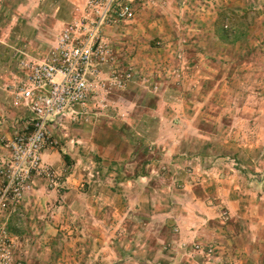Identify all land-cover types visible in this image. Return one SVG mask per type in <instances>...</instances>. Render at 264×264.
Returning a JSON list of instances; mask_svg holds the SVG:
<instances>
[{"label":"crops","instance_id":"0c3cea01","mask_svg":"<svg viewBox=\"0 0 264 264\" xmlns=\"http://www.w3.org/2000/svg\"><path fill=\"white\" fill-rule=\"evenodd\" d=\"M28 1L17 8V14L35 11L39 0L33 4ZM86 1L52 0L49 14L36 13L47 17L50 29L41 24L37 27L36 18H32L30 24L37 30L35 38L45 40L30 48L38 49L45 56L42 60L47 59L59 38L56 35L51 41L50 36L59 29L63 31L77 18L79 13H74V7L79 6L81 12ZM168 1L171 7L157 11L154 19L147 18V12L135 20V14L134 21L128 25L132 35L125 33L128 36L125 42L118 41L125 36L120 37L119 28L123 25L103 29V36L114 46L122 45L120 49L126 45L127 49L150 52L151 49H146L149 41L171 38L170 26L179 19L182 8L176 4L178 0ZM133 32L141 34L144 45L130 46L131 39L135 38ZM0 44L6 45V38H0ZM9 51L19 52L17 49ZM11 60L14 65L8 76L3 75L2 86L13 79L23 81L27 76V71L16 60ZM102 69L106 72L109 66ZM138 78L135 76L132 82L138 84ZM7 92L11 94L7 100H15L13 92ZM167 92L143 106L134 96L119 95L113 99L104 96V101L100 98L94 106L97 104L100 109L102 103L107 102L112 109L93 112L91 105L85 121L84 118L68 121L64 130L49 125L51 138L58 144L49 145L42 158L57 173L65 171V174L53 188H44L42 181L35 179L21 205L7 218L12 221L16 215L18 229L26 225L32 228L31 240L37 245L33 264H118L122 260L120 250H127L124 258L132 259L129 255L136 252L135 247L141 248L140 253L148 254L134 257L137 261L170 264L177 256L175 259L168 252L184 245L187 249L180 260L185 263L189 262L188 248L211 237L225 240V249L214 246L220 250L218 258L220 255L224 258V254L225 260L226 257H245L247 247L241 248L240 255V249L231 247L229 241L248 239V230L255 231L256 235L263 232L264 206L259 203L249 209L250 198L246 196L249 192L237 186L234 175L222 169L230 164L228 156H212L211 168L206 169L204 164L208 157L187 153L193 150L192 139L177 133L173 135L177 130L163 125L170 116L181 120L179 108L184 105V99L169 96ZM167 108L173 114L168 116ZM29 119L27 108L25 113L0 117V163L9 155L2 139H10ZM259 200L263 197L259 196ZM254 208L256 211L252 213ZM43 213L48 215L46 220L40 219ZM151 251L160 254L152 256ZM196 258V261L202 259Z\"/></svg>","mask_w":264,"mask_h":264},{"label":"rangeland","instance_id":"374dc122","mask_svg":"<svg viewBox=\"0 0 264 264\" xmlns=\"http://www.w3.org/2000/svg\"><path fill=\"white\" fill-rule=\"evenodd\" d=\"M27 1L0 0V38H6V45L0 44V49H2L0 50V81L11 72L14 65L11 59L16 60L24 68V63H37L45 57L37 51L38 49L30 48L45 40L35 38L34 33L37 30L30 23L33 21L32 18H36L37 27L41 24L43 28L45 26L46 29H50L51 25L47 17L44 15L41 17L36 13L49 14L53 2L52 0H29L28 4L38 1L35 11L26 13L29 16L21 12L17 14V8ZM131 1L136 14L135 20L142 18V14L147 12L149 13L147 18L154 19L158 12L166 11L171 7L168 0ZM176 4H179L182 10L179 11V19L176 22L173 21V26H170L171 38L150 40L146 45V49H151L150 52L144 53L143 50H137L138 48L127 49L126 45L120 49L122 45L114 46L104 37L115 55L116 69L123 72L130 68L133 76L124 88H107L106 93L100 94L111 99L119 95L134 96L137 101H140L141 106L151 99L153 101L166 90L169 96L184 99L183 107L179 108L182 119L170 116L163 122V125L177 130L173 135L177 133L181 137L192 139L191 148L193 150L187 153L194 156L205 155V159L208 157L209 159H206L204 164L206 169H209L211 165L212 156L224 154L228 156L231 160L229 166L221 167L234 175L237 186L249 192L246 194L250 198L247 203L249 209L259 206V203L264 206V0H178ZM228 7L234 8L237 13L246 11L254 13L253 21L247 31V39L232 46L212 40V23L217 13ZM78 9L79 6H76L73 11L80 15ZM130 23L123 24L119 28L120 37L123 34L125 36L118 41L125 42L128 36L131 37L132 34L129 32L131 29L128 27ZM61 32L62 30L59 29L55 35L50 36L49 40L54 41L55 36L59 37ZM134 35L135 38L131 39L133 43L130 46L144 45V38L141 34L135 32ZM20 47L23 49L20 50ZM3 49H6L5 53ZM11 49H17L19 52L12 53L13 51H9ZM112 67V65L109 66V69L103 73L104 78L112 73ZM135 76L139 77L138 84L132 82ZM21 81L13 79L12 82L7 81L6 86L0 84V113L3 112L0 117H12L15 113L18 115L21 112L25 113L24 104L19 101L14 104L15 100H7L11 97L7 91L13 92L15 99L16 87ZM110 105L104 102L102 108L99 109L96 104L91 109L93 112H101L104 109H112ZM167 109H169V116L173 111L170 108ZM2 140V144H5L6 140ZM55 173L61 179L65 171L57 173L55 170ZM39 179L44 188H52L44 178L36 180ZM31 186H34V182ZM259 196H262L263 200H259ZM255 211L254 208L252 213ZM9 215L5 214L1 220L6 226L9 238V254L14 260L21 261L23 264H33L34 253L37 251L36 242L31 240L33 230L27 225L18 229L15 226L17 216L13 215L12 222L7 220L11 217ZM46 217L48 218L47 214H40V219L45 218L46 220ZM231 224L234 223L231 222ZM248 233L250 235L248 239L244 237L241 240L232 241L230 239L229 241L232 243L231 247L240 249V252L238 251L240 255L243 253L241 248L247 247L248 251L244 258L226 257L227 260H225V254L224 258L222 255L218 258L217 252L220 250L214 246L225 249V240L221 239V241L211 237L203 239V243L205 240L208 241L206 244L196 243L188 248L189 258L186 255L185 258H188L189 262L184 263L180 260L184 257V250L187 246L170 250L168 253L175 259L177 256V260L168 263L264 264V231L258 235L251 230H248ZM226 247L230 248L228 245ZM135 249L136 252L129 255L132 259H129L124 258L128 254H126L127 250L122 248L119 254L122 260H119L118 264H158V262L137 261L138 259L134 257H143V255L147 257L148 254L140 253L142 251L140 247H135ZM151 253L152 256L156 253L160 254L159 251H151ZM197 256L202 259L196 261Z\"/></svg>","mask_w":264,"mask_h":264},{"label":"built area","instance_id":"2783aa9c","mask_svg":"<svg viewBox=\"0 0 264 264\" xmlns=\"http://www.w3.org/2000/svg\"><path fill=\"white\" fill-rule=\"evenodd\" d=\"M134 15L131 0H87L47 59L24 63L27 76L16 87L15 101L24 104L30 119L5 141L9 155L0 163V264H23L9 254L4 215L16 211L35 179L44 178L52 188L58 185L55 170L42 158L49 145L58 144L49 125L64 130L68 121H85L89 107L100 98L104 101L100 93L124 88L132 79L130 68L116 69L115 55L102 31L130 23ZM105 65L113 66L107 78Z\"/></svg>","mask_w":264,"mask_h":264},{"label":"trees","instance_id":"16d2710c","mask_svg":"<svg viewBox=\"0 0 264 264\" xmlns=\"http://www.w3.org/2000/svg\"><path fill=\"white\" fill-rule=\"evenodd\" d=\"M253 15L251 11L237 13L231 7L221 9L212 23V40L231 46L245 41Z\"/></svg>","mask_w":264,"mask_h":264}]
</instances>
